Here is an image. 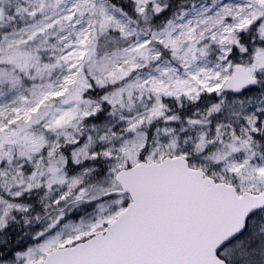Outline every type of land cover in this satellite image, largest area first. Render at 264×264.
Here are the masks:
<instances>
[{"label": "snow or ice", "instance_id": "1", "mask_svg": "<svg viewBox=\"0 0 264 264\" xmlns=\"http://www.w3.org/2000/svg\"><path fill=\"white\" fill-rule=\"evenodd\" d=\"M0 264H264V0H0Z\"/></svg>", "mask_w": 264, "mask_h": 264}]
</instances>
